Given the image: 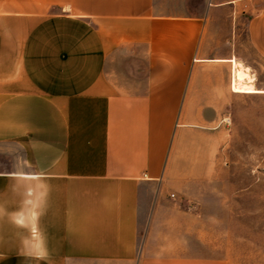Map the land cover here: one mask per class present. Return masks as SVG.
Here are the masks:
<instances>
[{
  "label": "crops",
  "instance_id": "1",
  "mask_svg": "<svg viewBox=\"0 0 264 264\" xmlns=\"http://www.w3.org/2000/svg\"><path fill=\"white\" fill-rule=\"evenodd\" d=\"M259 60L264 0H0V264H229L168 195Z\"/></svg>",
  "mask_w": 264,
  "mask_h": 264
},
{
  "label": "rangeland",
  "instance_id": "2",
  "mask_svg": "<svg viewBox=\"0 0 264 264\" xmlns=\"http://www.w3.org/2000/svg\"><path fill=\"white\" fill-rule=\"evenodd\" d=\"M252 78L253 85L264 90V61H254ZM226 113L221 116L220 149L214 157L194 158L186 152L176 162L188 170L202 166L196 173L198 185L170 188L175 198H168L200 215L214 239L219 234L221 254L229 264H264V91L238 93L236 105ZM176 174L175 179L182 181L181 175L191 179L194 173Z\"/></svg>",
  "mask_w": 264,
  "mask_h": 264
},
{
  "label": "bare ground",
  "instance_id": "3",
  "mask_svg": "<svg viewBox=\"0 0 264 264\" xmlns=\"http://www.w3.org/2000/svg\"><path fill=\"white\" fill-rule=\"evenodd\" d=\"M246 78L251 81V77H249L246 73H244L242 67H240L238 72V80L236 83V88L242 92L255 93L256 88L253 86V84H247L245 82Z\"/></svg>",
  "mask_w": 264,
  "mask_h": 264
}]
</instances>
